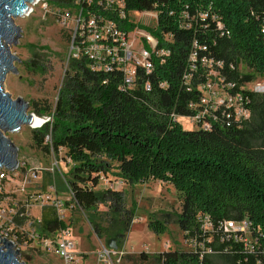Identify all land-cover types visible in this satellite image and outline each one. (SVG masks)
<instances>
[{
	"label": "trees",
	"instance_id": "16d2710c",
	"mask_svg": "<svg viewBox=\"0 0 264 264\" xmlns=\"http://www.w3.org/2000/svg\"><path fill=\"white\" fill-rule=\"evenodd\" d=\"M45 1L60 15L83 5ZM123 9L127 15L157 13L152 33L168 52L154 60L152 73L139 70L132 88L125 87L122 70H93L84 54L71 56L57 102L32 105L38 116L52 118L32 129L33 145L46 153L63 151L70 159L67 181L76 203L97 237L107 244L114 239L118 250L124 248L137 203L128 208L124 190L97 188L100 174L113 170L129 185L173 186L181 196V211L174 215L185 239L212 238L206 240L212 252L168 248L155 254L159 264H264V92L242 90L264 77V0H124ZM204 56L224 62L226 79L248 98V118L221 109L216 112L220 124L211 129L189 130L180 123L178 117L199 109L198 86L208 79ZM27 65L34 72L44 69L33 58ZM102 202L109 203L108 211L100 209ZM172 215L151 216L149 228L157 235L167 232ZM204 217L212 230L201 229ZM243 219L251 222L249 247L222 229L228 220ZM14 221L11 235L21 244L31 242L17 229L28 221L24 207ZM71 225L52 216L37 231L47 235ZM20 260L28 264L21 255Z\"/></svg>",
	"mask_w": 264,
	"mask_h": 264
},
{
	"label": "rangeland",
	"instance_id": "374dc122",
	"mask_svg": "<svg viewBox=\"0 0 264 264\" xmlns=\"http://www.w3.org/2000/svg\"><path fill=\"white\" fill-rule=\"evenodd\" d=\"M31 7L32 10L28 14L14 19L21 28V35L10 49L19 60H14L17 72L10 71L4 80L5 90L12 94L13 98L21 97L29 103V112L33 111L32 105L36 101H48L51 104L57 102L73 52L69 37L73 35L77 23L76 12L70 14L63 22L62 14L48 6L45 0L32 3ZM129 19L131 41L135 48L140 49L144 45L149 47L143 42L141 32L152 33V30L158 27L157 15L134 11ZM35 53L39 54V57H36ZM32 58L40 60L43 71L34 72L28 69L27 62ZM257 79L264 84V77L259 76ZM178 120L186 129L196 128V124L188 117L181 116ZM33 128L24 125L17 132H4L18 148V166L13 170H1L5 176L0 180V236L13 241L20 252L19 255L28 264H62L58 256L43 251L33 241L21 244L11 235L15 228L14 216L21 207L25 208L28 221L23 228L17 229L24 232L27 240L30 239L27 232L39 230L44 220L54 216L52 207L46 203L31 201V195L34 193H56L63 200L70 197L64 176L68 178L72 163L67 162L63 151L59 154L54 151L46 153L35 147L32 140ZM56 159L59 161L57 168L54 167ZM53 167L55 171H52ZM30 168L39 169L40 176L32 178ZM106 175L111 179L113 189L125 191L128 208L137 203L136 218L124 248L117 249L120 254L112 257L114 264H159L155 254L168 248L188 249L184 233L174 215L181 211V196L173 186L160 181L129 185L119 180L115 170ZM98 187L104 189L107 185L103 182ZM100 209L108 211L109 203L102 202ZM70 213V228L76 242L79 264H104L99 259L98 252L103 247L111 249L106 240L97 237L82 210L73 208ZM164 213L173 214L169 228L167 232L157 235L149 228V220L151 216L163 218Z\"/></svg>",
	"mask_w": 264,
	"mask_h": 264
},
{
	"label": "built area",
	"instance_id": "2783aa9c",
	"mask_svg": "<svg viewBox=\"0 0 264 264\" xmlns=\"http://www.w3.org/2000/svg\"><path fill=\"white\" fill-rule=\"evenodd\" d=\"M81 1L83 5L74 11L77 15V23L71 40L73 50L71 56L79 58L80 55L84 54L93 70L105 72H110L115 68L122 70L125 76V87L127 88H132L136 85L139 70H143L148 74L152 73L154 60L168 51L160 48L158 38L153 33L148 32H141V34L143 42L149 47L144 45L140 49L135 48L133 41H131V28H124L122 24H130L129 17L131 15V12L127 15L123 9L124 0H77V3L80 4ZM151 13L157 15L155 12ZM70 14L72 13L62 14L63 22L70 17ZM203 17H209V14L204 13ZM125 19L128 20L125 21ZM218 24L219 27L222 26L220 22ZM165 40H170V36L167 35ZM196 46L197 44L195 43ZM196 56L197 54L194 53L192 58L195 59ZM201 62L208 69V79L205 83L198 86L201 92L200 106L193 115L183 117H188L196 124V127H203L204 129H211L215 125L220 124V117L216 112L221 109H224L222 111L223 114L227 113L230 115L231 113L236 119L248 118L250 116L248 98L244 96L242 90L263 93L264 84L255 79L243 85L241 91H235L236 84L228 81L222 71L223 61L204 56ZM194 68L196 67L193 66L192 69ZM190 77L191 75L187 76V79L189 80ZM146 87L150 89V84H147ZM190 107L198 108V105L191 103ZM51 119V117H46L39 127L44 122L51 121ZM66 160L71 162L69 158H66ZM54 163V167H59L57 159ZM54 167L52 171H55ZM1 170L0 180L5 176V173ZM30 170L32 178L36 179L40 176L39 169L30 168ZM64 180L69 186L66 176H64ZM119 180L124 182L121 178ZM103 182L107 185L104 189L112 188L111 179H108L105 173L100 174L99 185ZM98 186L97 188L102 189ZM68 192L70 194L68 200H63L56 193H34L31 195V201L46 203L52 207L55 218L69 222L71 220L70 212H72L73 208H78L79 210L80 208L74 199V194L70 187ZM250 227L251 222L248 219L241 221L228 220L224 222L222 229L225 236H233L236 240H243L246 246L249 247L253 241ZM201 229L204 232L213 229V224L208 217L202 219ZM27 233L40 249L58 256L62 264H79L76 254V242L73 239L71 228L59 229L47 235L41 234L35 229ZM207 239L211 240L212 238L210 235L208 237L203 235V238L191 237L186 239L188 249L212 252L211 247L206 245ZM119 254L120 252L117 249L111 248L109 250L106 247L101 248L98 252L99 259L104 264H114L112 257Z\"/></svg>",
	"mask_w": 264,
	"mask_h": 264
},
{
	"label": "water",
	"instance_id": "95a60500",
	"mask_svg": "<svg viewBox=\"0 0 264 264\" xmlns=\"http://www.w3.org/2000/svg\"><path fill=\"white\" fill-rule=\"evenodd\" d=\"M37 1L0 0V170H13L18 166V148L4 132H17L24 125L31 126L38 116L29 112L26 100L21 97L13 98L4 87L7 74L12 70L17 72L14 60H19L10 49L21 35V28L14 19L28 14L32 10L31 4ZM40 118L43 123L46 117ZM108 246L113 249L118 247L114 239L108 241ZM19 253L13 241L6 237L0 238V264H25L20 260Z\"/></svg>",
	"mask_w": 264,
	"mask_h": 264
},
{
	"label": "bare ground",
	"instance_id": "6f19581e",
	"mask_svg": "<svg viewBox=\"0 0 264 264\" xmlns=\"http://www.w3.org/2000/svg\"><path fill=\"white\" fill-rule=\"evenodd\" d=\"M24 15H26V14H24ZM38 117L39 116L35 117L33 123L31 124V126H33L34 128L39 127L42 123V118H40V117L38 118Z\"/></svg>",
	"mask_w": 264,
	"mask_h": 264
},
{
	"label": "crops",
	"instance_id": "0c3cea01",
	"mask_svg": "<svg viewBox=\"0 0 264 264\" xmlns=\"http://www.w3.org/2000/svg\"><path fill=\"white\" fill-rule=\"evenodd\" d=\"M63 187V186H62Z\"/></svg>",
	"mask_w": 264,
	"mask_h": 264
}]
</instances>
